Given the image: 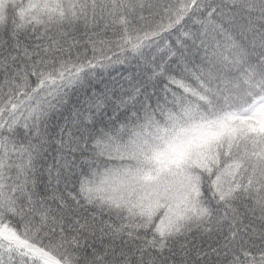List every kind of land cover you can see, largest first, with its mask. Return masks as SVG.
<instances>
[{
	"label": "snow or ice",
	"instance_id": "snow-or-ice-1",
	"mask_svg": "<svg viewBox=\"0 0 264 264\" xmlns=\"http://www.w3.org/2000/svg\"><path fill=\"white\" fill-rule=\"evenodd\" d=\"M0 264H264V0H0Z\"/></svg>",
	"mask_w": 264,
	"mask_h": 264
}]
</instances>
